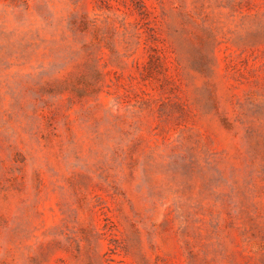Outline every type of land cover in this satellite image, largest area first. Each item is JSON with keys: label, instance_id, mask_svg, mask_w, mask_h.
<instances>
[{"label": "rangeland", "instance_id": "obj_1", "mask_svg": "<svg viewBox=\"0 0 264 264\" xmlns=\"http://www.w3.org/2000/svg\"><path fill=\"white\" fill-rule=\"evenodd\" d=\"M0 264H264V0H0Z\"/></svg>", "mask_w": 264, "mask_h": 264}]
</instances>
